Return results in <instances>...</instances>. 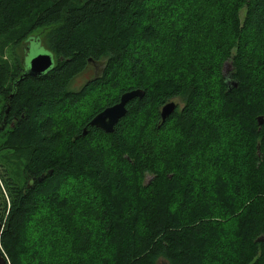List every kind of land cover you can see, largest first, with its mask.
Returning <instances> with one entry per match:
<instances>
[{
	"label": "trees",
	"instance_id": "obj_1",
	"mask_svg": "<svg viewBox=\"0 0 264 264\" xmlns=\"http://www.w3.org/2000/svg\"><path fill=\"white\" fill-rule=\"evenodd\" d=\"M38 30L48 73L17 87L0 58L18 118L0 142L8 262L264 264V0H0L4 48ZM92 61L103 74L73 92ZM133 90L112 133L90 126Z\"/></svg>",
	"mask_w": 264,
	"mask_h": 264
},
{
	"label": "water",
	"instance_id": "obj_2",
	"mask_svg": "<svg viewBox=\"0 0 264 264\" xmlns=\"http://www.w3.org/2000/svg\"><path fill=\"white\" fill-rule=\"evenodd\" d=\"M54 64H55V60L50 52L47 54H42L36 57L31 62L29 70L25 71V74L21 76L20 81L25 80L27 77H34V78L41 77L46 73H48L50 70H52ZM226 70L230 71L229 65H226L224 73ZM225 77L228 79L227 85L229 91H231V89L233 88L234 89L238 88L239 84L237 81L233 80L230 72L229 74L225 75ZM143 96H144V91L142 90H133L124 93L123 95L120 96L119 101L116 104L107 107L102 112L98 113L90 122V126L101 129L106 133H112L118 122L126 116L127 105L135 99H141ZM176 109H177V104L175 102L172 101L166 104L161 109V113H160L162 122H164L168 117H170ZM258 124L259 126H262L264 124V117L258 118ZM42 180L43 177L39 179V182H41ZM2 227H3L2 223L0 222V237L2 235ZM0 264H6L1 254H0Z\"/></svg>",
	"mask_w": 264,
	"mask_h": 264
},
{
	"label": "rangeland",
	"instance_id": "obj_3",
	"mask_svg": "<svg viewBox=\"0 0 264 264\" xmlns=\"http://www.w3.org/2000/svg\"><path fill=\"white\" fill-rule=\"evenodd\" d=\"M245 11H242L241 17L244 18ZM42 30H38L35 32L34 36L30 38L25 43L20 45H8L9 47H3V41L0 40V58L5 59L10 65H20L24 71H28L30 68L31 62L38 56L42 54L49 53L48 50L44 47L42 43V39L39 37ZM44 32V31H43ZM47 34V32H46ZM103 65L104 63L100 62ZM226 67V66H225ZM94 65H89L87 70L80 76H78L73 82L71 86V90L73 92H80L83 87L86 85L87 81L93 77ZM229 74V71H225V75ZM177 104L178 107H181L182 101L180 99L172 100ZM1 105V104H0ZM1 142V138H0ZM6 154H12V152H6ZM2 155V154H1ZM6 169L10 170V174H13L15 177L19 176V172L21 173L22 168L24 167L23 162H7L4 166ZM20 169V171H19ZM23 172V171H22ZM149 181V180H148ZM1 245V244H0ZM2 248V246H1ZM1 250V249H0ZM4 251H0L2 258L5 260L6 264H10L8 262V258H6ZM5 255V256H4ZM158 264H166V261L160 260Z\"/></svg>",
	"mask_w": 264,
	"mask_h": 264
},
{
	"label": "flooded vegetation",
	"instance_id": "obj_4",
	"mask_svg": "<svg viewBox=\"0 0 264 264\" xmlns=\"http://www.w3.org/2000/svg\"><path fill=\"white\" fill-rule=\"evenodd\" d=\"M91 65H94V71H93V77L91 79H89L87 81L90 82L94 79H98L101 77V75L103 74L104 72V68H103V65L100 63V62H96V61H92L90 62ZM89 64V65H90ZM88 68V67H87ZM87 70V69H86ZM86 73V72H85ZM25 74V72L21 73V76ZM20 76V78H21ZM19 78V79H20ZM28 78V77H27ZM26 78V79H27ZM19 79H17L14 84L18 87L19 85V82H21ZM19 80V81H18ZM23 81V80H22ZM86 83V84H87ZM16 94L14 88H12L11 90V94L9 96V98L11 99L14 95ZM23 118V116H22ZM17 125H18V118L16 117L15 114H13L11 112V109H10V104L9 103H5V101L3 103H1L0 105V138H3V137H6L7 135H9L10 133H13L16 128H17ZM7 172L9 173L10 170L9 169H6ZM22 171H23V168H22ZM22 171L20 174H22ZM17 176L15 177L13 174H10V177H13V180L15 181V183L18 184V182H20V178L22 176ZM26 188H29V189H32L34 187V183H35V178L30 176V175H26ZM39 181V180H38Z\"/></svg>",
	"mask_w": 264,
	"mask_h": 264
}]
</instances>
